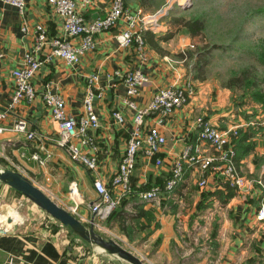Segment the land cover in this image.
Masks as SVG:
<instances>
[{
    "label": "crops",
    "instance_id": "1",
    "mask_svg": "<svg viewBox=\"0 0 264 264\" xmlns=\"http://www.w3.org/2000/svg\"><path fill=\"white\" fill-rule=\"evenodd\" d=\"M132 3L123 1L125 9L131 15H136L138 12L140 14L137 17L144 16L145 12L141 6L136 4V1ZM107 6L108 2L93 0V5L86 11L85 17L88 14L91 16L102 15ZM60 23V18L47 5L46 0H27L22 14L14 7L0 1V108H4L10 98L13 87L11 71L18 67L23 53L30 50L33 45L34 25H41L46 36L53 37L61 34ZM23 25L26 27L25 32L21 31ZM125 26L126 24L120 21L110 30L97 33L94 36L95 48L84 52L75 64L69 65L58 57H52L43 62L30 79L35 95L29 101H22L9 111L0 123L1 126L8 128L12 123L22 119L26 129L34 134L32 139L27 140L24 135L9 130L0 132V165L21 174L24 171L26 173L24 176L36 187L58 206L74 215L85 226H88L89 221L93 218V213L88 206L96 198L91 186L92 180L97 178L103 182L110 189L113 197L117 192V189L110 185V179L121 158L132 124L133 111L121 102L125 93L121 77H106V75L111 74L114 70L121 73L130 69L139 70L145 76L146 82L131 98L139 107L145 105L160 88L181 83L182 69L178 65L180 45L177 47L178 53L175 57L171 55L172 51H164L165 47L161 45L164 42L161 40L162 33L160 31L142 30L147 58L141 62L134 45L119 47L115 41L114 34L124 29ZM139 26L137 25L135 28ZM146 31L153 35L154 41H157V48H152L145 41L144 33ZM47 53L48 47L44 45L36 52L35 56L42 59ZM91 74H97L98 83L96 86L100 87L102 93L101 97L94 102L98 127L87 131L91 142L89 145H81L76 139L72 141L81 154L95 159V168L88 170L71 161L65 147L56 144L57 126L44 107L40 94L47 87L50 92L57 93L61 97L67 113L79 117L83 110L82 93L86 79ZM114 109L122 113L124 119L122 124L115 123L111 118L110 112ZM201 114L203 115L204 111H202L200 96L195 95L188 98L185 105L173 110L162 121L159 130L164 136L165 143L156 154L160 165L154 164V158L148 159L141 153L136 155L130 176L131 192L119 200V203L124 206L119 209V215L114 216L115 221L118 220L121 227H124L123 224L126 220L141 219L143 217V215H139L141 210L146 212V209H152L156 219L155 209L159 207L172 209L176 203H180L181 199L190 196L188 187L191 183L195 184L199 172L194 164L189 163H183L182 176L172 190L170 192L162 190L157 200L148 203L141 202L137 198L136 192L152 186L162 187L165 179L169 176L173 159L185 146L196 144L203 149L204 153L209 152L208 146L196 140L197 127L194 124V119ZM205 118L217 128H225L221 125V122H224L223 113L207 115ZM152 122L153 119L147 118L144 125H150ZM225 122L230 123V120L227 118ZM31 152H37L41 157H44V164L38 165L36 161L30 159L28 156ZM243 161L245 164V160L237 159L236 164L239 171L240 167H243ZM15 165L20 168H16ZM203 175L207 180V185L197 192L193 191L192 201L189 203L188 213L192 221H200L205 218V215L202 214L203 210L214 211V209H210L211 205L218 202V208L228 207L234 210V213L238 214H235V218L239 222L237 228L239 232L234 239L226 240L225 243L219 241V246L215 247L210 244L209 248L203 250L204 256L206 254L217 255L221 252L219 258L215 256L213 261H209L210 264H233L237 262L233 259L235 253L240 249L241 256L245 251L246 264H264V221L255 218L254 213L258 204L256 192L253 191L246 196L234 192L232 197L220 200L219 196L213 192L216 189L224 190L220 176L208 171H205ZM71 181H74L77 189L79 187L78 191L80 190L78 192L80 201L77 203L73 202L66 194L67 185ZM200 192H202L203 198L199 195ZM9 194L8 187L0 183V204L5 203L8 206L6 202ZM197 201H200L202 205L199 206ZM140 208L141 210L138 211ZM13 212L14 210L9 208L6 213L0 214V230L5 228L0 232V264H100L96 259L86 261L79 254H75L69 246L60 248L53 235L42 229L40 224L35 223L32 227L29 223H19L17 222L18 214ZM10 214L16 215L11 216ZM131 215H135V217L132 218ZM164 218L166 221L171 220L168 214ZM93 219L98 220L97 217ZM171 226H173L172 222L168 227L171 229ZM149 228L152 226L150 225ZM170 238L171 236L168 234L167 238L148 252L147 259L152 264L170 259L167 249ZM243 246H245V250ZM199 248L197 247V249ZM196 256L200 257L197 259ZM201 256L202 253L195 255V258L190 256L192 262L185 261L184 264L186 262L187 264H202L207 259L204 256L201 258ZM155 258L160 260L157 261ZM183 259H187V257L184 256ZM109 260L105 264H116Z\"/></svg>",
    "mask_w": 264,
    "mask_h": 264
},
{
    "label": "rangeland",
    "instance_id": "2",
    "mask_svg": "<svg viewBox=\"0 0 264 264\" xmlns=\"http://www.w3.org/2000/svg\"><path fill=\"white\" fill-rule=\"evenodd\" d=\"M123 1L130 4L136 1L145 12L144 15L156 11L158 14L163 13L157 19L154 29L162 33L161 40L164 43L161 45L165 47L164 51H172L171 55L175 56L178 53L177 47L179 45L181 47L178 53L180 60L178 65L182 69L180 86L184 88L187 99L195 95L200 96L204 114L197 117L207 119L205 118L207 115L223 113L224 122H221V125L225 128L222 129H230L229 127L232 126V129L236 130V136L232 138L234 151L236 155H241L239 159L245 160L243 167H240V173L247 178H260L264 183V104L256 102L251 96L252 92L258 91L263 94L264 100V63L256 60L254 55L256 50L261 52L262 50L259 49L264 46V0ZM103 2L109 1L103 0ZM194 18L202 19L204 26L193 36L187 35L180 25L171 21ZM164 36L168 38L164 39ZM245 76L248 77L246 82ZM250 82L251 86L248 87ZM227 118L230 120L228 124L225 122ZM243 135L246 139L238 141V147L234 144V139L237 140ZM241 147L245 148L243 153ZM15 167L20 168L16 165ZM0 168L5 167L0 165ZM22 172L23 175L26 174ZM188 188L190 196L181 199L174 208L155 209L156 219L152 209L148 208L146 212L144 210L145 215L141 219L126 220L124 227H121L118 220L115 221L113 217L114 212L124 206L118 202L104 219L95 220L92 227L99 235L111 238L142 259L145 264H152L147 259L148 252L167 238L168 234L171 236L167 244L170 259L154 264H184L185 261H190L192 258L190 256L195 258V255L200 253L203 258L205 254L203 250L209 248L210 244L214 247L219 246V241L225 243L226 240L237 236L239 222L235 214H238L228 207L218 208L219 203L214 202L210 208L214 211L203 210L202 214L205 218L192 221L188 213L189 203L192 201L193 191L197 192L200 188L194 183ZM78 189L77 192H80ZM67 192L66 189V194ZM9 193L6 202L8 206H5L3 214L10 208L18 214L17 222L29 223L32 227L35 223L40 224L42 229L53 235L60 248L69 246L75 254H79L86 261L96 259L100 264H105L112 258L110 262L128 264L116 256H110L97 246L79 239L67 227L60 225L22 195L10 189ZM199 195L204 197L202 192ZM73 197L78 199L79 196ZM240 202L242 204V201ZM197 203L201 204L200 201ZM235 203L234 205H237ZM167 214L170 215L171 220L166 221L164 216ZM192 217L194 218V215ZM171 222L173 226L170 229L168 226ZM149 224L152 228H149ZM220 254L210 256L206 254L204 257L207 260L202 264H210L209 261H213L215 256L219 258ZM184 256L187 259H183ZM199 257L196 256L197 259ZM244 258L245 251L241 256L239 249L233 258L237 262L233 264H246ZM155 260L160 259L155 258Z\"/></svg>",
    "mask_w": 264,
    "mask_h": 264
},
{
    "label": "built area",
    "instance_id": "3",
    "mask_svg": "<svg viewBox=\"0 0 264 264\" xmlns=\"http://www.w3.org/2000/svg\"><path fill=\"white\" fill-rule=\"evenodd\" d=\"M0 1L14 7L20 14L23 13L27 2V0ZM46 3L61 20V34L47 37L41 25H34L33 45L30 50L23 53L18 67L11 71L13 87L8 103L4 108H0V123L9 111L22 101H29L35 95L30 79L43 62L52 57H58L69 65L77 63L84 52L95 48L94 36L97 33L110 30L120 21H123L126 26L114 34L117 45L119 47L134 45L139 61H145L147 54L141 31L145 29L156 30L154 28L157 19L163 15V13L158 14V11L140 17H137L140 14L138 12L136 15H131L125 9L122 0H109L102 15L90 17H85V13L93 5V0H46ZM137 25L140 26L135 28ZM21 31H26L25 25L21 26ZM44 45L48 47V53L42 59H38L35 54ZM109 76L121 77L125 86V93L121 102L133 111V115L124 150L110 179V185L117 189L115 196H111L110 189L99 179L95 178L91 182L96 198L88 206L93 213V218L97 217L98 220L104 219L116 203L125 194L131 192L130 176L138 153L148 159L154 158V164L160 165V160L156 158V154L162 144L165 143V139L159 130V126L173 110L181 108L188 100L184 88L178 84L168 85L157 90L145 105L139 107L131 98L146 82L145 76L137 69H130L124 73L114 70L111 74L106 75V77ZM97 83V74H91L87 77L82 93L83 110L79 117L67 113L61 97L57 93L50 92L47 87L40 94L44 107L57 126L56 144L65 147L71 161L88 170L95 168V159L81 154L72 141L76 139L81 145H89L91 142L87 131L98 127L94 102L101 97L102 93L100 87L96 86ZM110 116L115 123H123V115L119 110H112ZM147 118L153 119V122L145 126L144 121ZM194 124L197 127L196 140L208 146L209 152L204 153L203 149L196 144L185 146L173 159L169 176L165 179L162 187L152 186L146 190H139L136 192L137 198L141 202L148 203L157 200L162 190L170 192L182 176L183 163H189L194 164L199 172L195 184L200 189L207 185L203 173L208 171L218 174L221 185L231 187L235 193L245 195L255 191L258 196L255 218L264 220V183L260 178H247L240 173L235 163L236 154L232 143V138L236 136V130L232 127L219 129L201 116L194 119ZM4 130L22 134L27 140L34 136L32 132L26 129L22 119L12 123L8 128L0 125V132ZM28 157L36 161L38 165L44 164V157H41L37 152H31ZM67 190V195L73 202L80 201L79 197L78 199L73 197L78 195L77 185L74 181L68 183ZM93 218L89 221L91 225H94L95 220Z\"/></svg>",
    "mask_w": 264,
    "mask_h": 264
},
{
    "label": "water",
    "instance_id": "4",
    "mask_svg": "<svg viewBox=\"0 0 264 264\" xmlns=\"http://www.w3.org/2000/svg\"><path fill=\"white\" fill-rule=\"evenodd\" d=\"M0 183L19 192L25 199L45 212L60 225L67 227L84 242L93 244L107 254L116 256L128 264H145L142 259L121 247L111 238H104L99 235L93 229L91 224L85 226L67 210L58 206L51 198L21 173L7 168H0ZM5 206V203L0 204V214H3L2 212L5 210Z\"/></svg>",
    "mask_w": 264,
    "mask_h": 264
},
{
    "label": "trees",
    "instance_id": "5",
    "mask_svg": "<svg viewBox=\"0 0 264 264\" xmlns=\"http://www.w3.org/2000/svg\"><path fill=\"white\" fill-rule=\"evenodd\" d=\"M91 16V14H88L86 17H90ZM171 21H174L176 24H178V25H180V27L185 31V33H187V35H189V36H193V35H195L197 32H199L200 30H202L203 29V21H202V19H200V18H194V19H187V20H181V19H179V20H177V19H172ZM145 41L147 42V44L149 45V46H151L152 48H157V41H154L153 40V35L150 33V32H148V31H146L145 33ZM165 38H168V37H165L164 36V39ZM262 46V45H261ZM259 50H262L261 52H259L258 50H256V54H255V52H254V55H255V58H256V60H258L259 62H262V63H264V46H262ZM232 79H234V77L232 78ZM248 79V77H246L245 76V82H246V80ZM251 86V82L249 83V85H248V87H250ZM251 96H252V98L256 101V102H260V103H262V104H264V100H263V94L262 93H260V92H258V91H256V92H252L251 93ZM244 138L246 139V137L243 135L241 138H238L237 140L236 139H234V144L235 145H238V147H239V143H238V141H241V140H244ZM245 148L244 147H241V153H243V150H244ZM241 155H236L235 156V163L237 162V159H239V157H240ZM237 165V164H236ZM8 189H10V190H13L12 188H10V187H8ZM223 191L221 190H219V189H216L215 191H213L214 192V194H216V195H218L219 197V199L220 200H226V199H228V198H230V197H232L233 195H234V191H233V189L231 188V187H228L227 185H225L224 187H223ZM14 192H16V193H18V194H20L19 192H17V191H15V190H13ZM202 204H200L199 206H201ZM139 210H141V208L140 209H138V211ZM120 210H117V211H115L114 212V214H113V217L114 216H118L119 214H118V212H119ZM139 215H145V212L143 211V210H141V213H139ZM131 217L132 218H134L135 217V215L134 216H132L131 215ZM137 217V216H136Z\"/></svg>",
    "mask_w": 264,
    "mask_h": 264
},
{
    "label": "bare ground",
    "instance_id": "6",
    "mask_svg": "<svg viewBox=\"0 0 264 264\" xmlns=\"http://www.w3.org/2000/svg\"><path fill=\"white\" fill-rule=\"evenodd\" d=\"M13 220V219H12ZM14 221V220H13Z\"/></svg>",
    "mask_w": 264,
    "mask_h": 264
}]
</instances>
